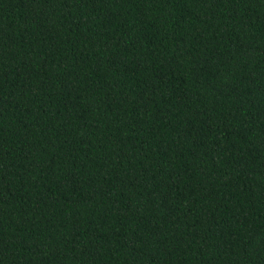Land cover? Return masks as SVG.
<instances>
[{
	"label": "trees",
	"instance_id": "obj_1",
	"mask_svg": "<svg viewBox=\"0 0 264 264\" xmlns=\"http://www.w3.org/2000/svg\"><path fill=\"white\" fill-rule=\"evenodd\" d=\"M0 264H264V0H0Z\"/></svg>",
	"mask_w": 264,
	"mask_h": 264
}]
</instances>
